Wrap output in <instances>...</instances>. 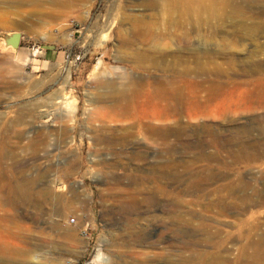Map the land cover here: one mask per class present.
I'll return each mask as SVG.
<instances>
[{
  "label": "rangeland",
  "instance_id": "1",
  "mask_svg": "<svg viewBox=\"0 0 264 264\" xmlns=\"http://www.w3.org/2000/svg\"><path fill=\"white\" fill-rule=\"evenodd\" d=\"M196 1L0 0V246L43 264H264L240 254L264 245V205L229 189L264 190V0ZM153 106L182 130L169 152L145 140ZM170 197L191 201L186 222Z\"/></svg>",
  "mask_w": 264,
  "mask_h": 264
},
{
  "label": "bare ground",
  "instance_id": "2",
  "mask_svg": "<svg viewBox=\"0 0 264 264\" xmlns=\"http://www.w3.org/2000/svg\"><path fill=\"white\" fill-rule=\"evenodd\" d=\"M199 1V0H198ZM195 2H197L196 0H195ZM200 2V1H199ZM207 5V4H206ZM209 6V5H208ZM207 6V7H208ZM199 7V6H198ZM202 8V7H201ZM209 9V8H208ZM194 10V9H193ZM104 35V34H103ZM34 61H36V60H34ZM1 77V76H0ZM169 81H170V79H169ZM100 82H102V80H100ZM164 82V81H163ZM169 83V82H168ZM218 84V83H217ZM169 85V84H168ZM100 86V85H99ZM141 86V85H140ZM165 86V85H164ZM102 87V86H101ZM104 87V86H103ZM169 88H171V87H169ZM215 88V87H214ZM217 88V87H216ZM113 89V88H112ZM135 89V88H134ZM131 90V89H130ZM136 90V89H135ZM113 91H115V90H113ZM127 91H129L128 89H127ZM154 91V90H153ZM160 91V90H159ZM165 91V90H164ZM145 92V91H144ZM180 92V91H179ZM146 93V92H145ZM149 93V92H148ZM118 94H119V96H118V99L119 100H117L115 103H116V106H117V108L121 111V113L122 114H126L127 112H128V110H129V106H131L132 105V100H130V97H128L127 95H126V93H125V91L124 90H121V91H119L118 92ZM135 94V93H134ZM158 94V93H157ZM167 94V93H166ZM264 95V94H263ZM146 97V96H145ZM90 99V98H89ZM105 99V98H104ZM116 99V98H115ZM145 99V98H144ZM143 99V100H144ZM260 99V98H259ZM113 100V99H112ZM209 100V99H208ZM92 101V100H91ZM106 101H108V100H106ZM158 101V100H157ZM262 101H264V100H262ZM104 102V101H103ZM108 102H110V101H108ZM175 102V101H174ZM55 106L57 105L58 107H66V108H68V107H70V102L67 100V96H66V94H62V96H61V98L59 99H57L55 102ZM53 103V104H54ZM100 103H101V101H100ZM194 104H195V102H193ZM260 103H261V101H260ZM134 104V103H133ZM144 104V103H143ZM180 105V104H179ZM198 105V104H197ZM263 105V104H262ZM51 106V105H50ZM192 106H195V105H191V107ZM52 107V106H51ZM107 107V106H106ZM161 107V106H160ZM186 107V106H185ZM93 108V107H92ZM60 109V108H59ZM94 109V108H93ZM183 109V108H182ZM192 109H193V107H192ZM44 110V109H43ZM95 110V109H94ZM113 110V109H112ZM134 110V109H133ZM198 110V109H197ZM97 111V110H96ZM119 111V112H120ZM147 111V118L149 119V120H147V121H145V122H143L142 120H140V121H142V122H140V124L142 123V126L144 127L143 129L145 130H143L144 132H146V134H147V136H148V138H150V139H145L146 141L147 140H151L152 142H157L158 144H155V145H161L162 147L161 148H163L164 149V153H165V151H167V152H169V151H171V150H173V148H174V145H175V143L173 142V140L174 139H172L171 140V136H173V137H175V138H180L179 136H180V132L182 131L179 127H171V126H167V125H160V124H158V122H160V121H166L167 119H169V116H170V111L168 110V109H161V110H159L158 108H155L154 106L153 107H151V108H149L148 110H146ZM193 111V110H192ZM130 112V111H129ZM134 112V111H133ZM181 112V111H180ZM197 112V111H196ZM195 112V113H196ZM91 113H93V112H91ZM98 113V112H97ZM115 113H117V112H115ZM144 113V112H143ZM133 114V113H132ZM141 114V113H140ZM199 114V113H198ZM197 114V115H198ZM106 115V114H105ZM121 115V114H120ZM135 115V114H134ZM144 115V114H143ZM185 115V114H184ZM196 115V116H197ZM192 116V115H191ZM195 116V117H196ZM200 116V115H199ZM202 116V115H201ZM140 119V118H139ZM138 119V120H139ZM128 120V119H127ZM151 120H153V121H157L156 123H154V122H151ZM187 121V120H186ZM129 123V122H128ZM116 126V125H115ZM129 126L132 128V124L130 125L129 124ZM137 128H139L138 126H137ZM142 127L140 126V128L139 129H141ZM187 128H188V126H187ZM112 129V128H111ZM120 129V128H119ZM136 129V128H135ZM189 129V128H188ZM123 131H124V129H122ZM126 130V129H125ZM132 130V129H131ZM197 130H198V128H197ZM141 131L142 130H140V133H141ZM142 131V132H143ZM119 132V131H118ZM184 132V131H183ZM188 132V131H187ZM201 132V131H200ZM110 133V132H109ZM123 133V132H122ZM209 133V132H208ZM127 134V133H126ZM133 134V133H132ZM145 134V133H144ZM206 134H207V132H206ZM140 135V134H139ZM143 135V134H142ZM187 135V134H186ZM127 136V135H126ZM134 136V135H133ZM182 136V135H181ZM117 137V136H116ZM129 137V136H128ZM139 137V136H138ZM142 137H146V135H144V136H142ZM207 137V136H206ZM221 137V136H220ZM126 138V137H125ZM124 138V139H125ZM133 138V137H132ZM147 138V137H146ZM222 138V137H221ZM121 139V138H120ZM225 139V138H224ZM135 140V139H134ZM137 140V139H136ZM178 140V139H177ZM176 140V141H177ZM182 140V139H181ZM205 140V139H204ZM203 140V141H204ZM229 140V139H228ZM233 140V139H232ZM113 141V140H112ZM183 141V140H182ZM230 141V140H229ZM132 142V141H131ZM189 142V141H188ZM205 142V141H204ZM125 143V142H124ZM133 143H134V141H133ZM208 143H209V141H208ZM211 143V142H210ZM218 143V142H217ZM230 143V142H229ZM140 144V143H139ZM224 144V143H223ZM148 145V144H147ZM153 145V144H152ZM151 145V147H153ZM190 145V144H189ZM135 146V145H134ZM158 146V147H159ZM193 146V145H192ZM129 147V146H128ZM149 148H150V144H149ZM186 148V147H185ZM134 149V148H133ZM135 150V149H134ZM153 150V149H152ZM162 150V149H161ZM138 151V150H137ZM136 151V152H137ZM151 151V150H150ZM163 152V151H162ZM239 152H241V151H239ZM244 152V151H243ZM242 152V153H243ZM129 153V152H128ZM147 153V152H146ZM173 153H174V151H173ZM241 153V154H242ZM132 154V153H131ZM134 155V154H133ZM143 155V154H142ZM237 155V154H236ZM136 156V155H135ZM140 156V155H139ZM149 156V155H148ZM169 156V155H168ZM174 156V155H173ZM137 157V156H136ZM157 157V156H156ZM159 157V156H158ZM161 157V156H160ZM247 157V156H246ZM153 158H154V156H153ZM168 158V157H167ZM198 158V157H197ZM200 158H202V157H200ZM132 159V158H131ZM136 159V158H135ZM162 159V158H161ZM169 159H170V156H169ZM172 159V158H171ZM143 160V159H142ZM167 160V159H166ZM177 160V159H176ZM199 160V159H198ZM238 160V159H237ZM158 161V160H157ZM184 161V160H183ZM185 162H186V160H185ZM197 162V161H196ZM170 164H169V167L171 168V169H173V170H178V167H182V168H187L188 166H185L183 163H181V162H179V161H172L171 160V162H169ZM151 165V164H150ZM155 165V164H154ZM162 167V166H161ZM160 168V167H159ZM154 169V168H153ZM169 169V168H168ZM196 170V169H195ZM166 171V170H165ZM151 172V171H150ZM161 172V171H160ZM174 172V171H173ZM178 174V173H177ZM161 175V174H160ZM176 177V176H175ZM161 179V178H160ZM173 180V179H172ZM171 180V181H172ZM170 181V180H169ZM199 181V180H198ZM173 183V182H172ZM234 183H236V182H234ZM233 183V188L232 187H230L229 189H231L232 191L234 190V191H240V195H238V196H236L235 198H236V200H238V203L240 204V203H244V204H247V206L249 205V206H258V205H264V190H255L254 191V193H255V195H254V198H252V197H250V196H248L247 194H245V193H243V191L248 187V184H242V185H238V183L237 184H234ZM246 183V182H245ZM171 184V183H170ZM192 185H194V184H192ZM231 185V184H230ZM13 187V186H12ZM159 187H161L160 186V183H159ZM170 189V188H169ZM251 189V188H250ZM12 190V189H11ZM216 190V189H215ZM161 191H162V194H165V195H167V192L163 189V186H162V188H161ZM236 191V192H237ZM14 192H15V195H16V199H18V197L19 198H21V199H27L28 197H29V192H30V188L27 186V185H23L22 184V186L21 185H18V186H15L14 187ZM211 192H212V190H211ZM169 193H171V192H169ZM209 193V192H208ZM13 194V193H12ZM177 194V193H176ZM235 194V193H234ZM239 194V193H238ZM211 195V194H210ZM163 196V195H162ZM222 196V195H221ZM13 197V196H12ZM223 197V196H222ZM156 198H157V195H156ZM166 198V197H165ZM180 202V201H179ZM176 199H173V198H169L168 199V201H167V204L168 205H170L169 207H170V209L173 211V212H175V221L176 222H182V221H184V222H186L185 221V219L183 218H181L180 216H178V214H176V212L178 211V209H179V207L181 206V204L183 203H179ZM190 202L191 201H185L184 203H183V205H189L190 204ZM225 204H227V203H225ZM224 201L221 199V197L220 198H218L217 199V202L215 203V204H207L206 206H205V209L206 210H208V209H210V208H212L213 206H215V205H217L218 207H223L224 205ZM134 205V204H133ZM132 205V206H133ZM137 205V204H136ZM234 205V204H233ZM238 204H236L235 206H237ZM226 206H228V205H226ZM225 206V207H226ZM134 207V206H133ZM216 207V206H215ZM233 207V206H232ZM235 208V207H234ZM240 208V207H239ZM223 209V208H222ZM236 209V208H235ZM215 210V209H214ZM221 210V209H220ZM218 211H219V209H218ZM191 212V211H190ZM170 220V219H169ZM238 221V220H237ZM236 222V221H235ZM241 226V225H240ZM256 228V227H255ZM254 228V229H255ZM251 229V228H250ZM245 231V230H244ZM218 234H220V233H218ZM251 234V233H250ZM234 235V234H233ZM237 235V234H236ZM243 235H244V233H243ZM241 236H242V234H241ZM232 237V236H231ZM240 237V236H239ZM228 239V238H227ZM226 239V240H227ZM225 240V239H224ZM188 244H190V243H188ZM192 244V243H191ZM194 244V243H193ZM198 245V244H197ZM187 246V245H186ZM247 248H252L253 249V253L255 254V256H257V258H258V255H259V252H261L263 255H264V245H262L261 243H259V242H254V243H251V244H249L248 245V247H242L241 249H240V254L241 255H244V254H247V253H245L246 251H247ZM228 249V248H227ZM238 250V249H237ZM31 252V251H30ZM30 252L29 251H27L25 254H22V255H19V254H17L16 253V251H14V250H11L7 245H5V244H3L2 246H0V264H13V262H16L17 264H43L41 261H36V262H31L30 260H29V256H30ZM260 253V254H261ZM248 256V255H247ZM241 257V256H240ZM244 257H245V255H244ZM261 257V256H260ZM259 257V258H260ZM264 257V256H263ZM262 258V257H261ZM263 259V258H262ZM261 259V260H262ZM244 261V260H243ZM246 261V260H245ZM257 261V260H256ZM260 261V260H259ZM219 262V261H218ZM187 263V262H186ZM244 263V262H243ZM250 263V262H249ZM259 263H261V261L259 262ZM218 264V263H217ZM246 264H247V262H246ZM253 264V263H252Z\"/></svg>",
  "mask_w": 264,
  "mask_h": 264
},
{
  "label": "water",
  "instance_id": "3",
  "mask_svg": "<svg viewBox=\"0 0 264 264\" xmlns=\"http://www.w3.org/2000/svg\"><path fill=\"white\" fill-rule=\"evenodd\" d=\"M12 35H13L12 37L9 36L7 38V43L12 44L13 47H17L20 39V34L18 32H14L12 33Z\"/></svg>",
  "mask_w": 264,
  "mask_h": 264
},
{
  "label": "built area",
  "instance_id": "4",
  "mask_svg": "<svg viewBox=\"0 0 264 264\" xmlns=\"http://www.w3.org/2000/svg\"><path fill=\"white\" fill-rule=\"evenodd\" d=\"M69 222H70V223H74V222H75V218H74V217H71V218L69 219ZM67 264H69V263H67Z\"/></svg>",
  "mask_w": 264,
  "mask_h": 264
}]
</instances>
